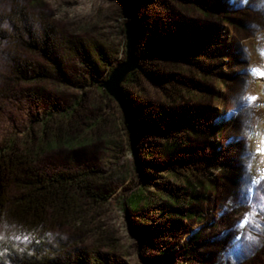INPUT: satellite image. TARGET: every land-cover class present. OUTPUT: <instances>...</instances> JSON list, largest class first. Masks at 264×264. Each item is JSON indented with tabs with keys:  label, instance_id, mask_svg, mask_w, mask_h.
Instances as JSON below:
<instances>
[{
	"label": "rangeland",
	"instance_id": "374dc122",
	"mask_svg": "<svg viewBox=\"0 0 264 264\" xmlns=\"http://www.w3.org/2000/svg\"><path fill=\"white\" fill-rule=\"evenodd\" d=\"M25 3L34 36L16 55L0 46V153L79 102L35 170L97 169L109 197L82 230L52 229L60 264H264V0ZM127 23L141 57L122 83L128 113L105 87L127 59ZM48 27L51 46L26 45ZM16 231L2 224L0 240L26 243Z\"/></svg>",
	"mask_w": 264,
	"mask_h": 264
},
{
	"label": "trees",
	"instance_id": "16d2710c",
	"mask_svg": "<svg viewBox=\"0 0 264 264\" xmlns=\"http://www.w3.org/2000/svg\"><path fill=\"white\" fill-rule=\"evenodd\" d=\"M7 1L11 5L5 13L1 9L3 0H0V46L8 45L13 48V55H16L17 44L24 41L27 35L34 36L37 22L25 0ZM53 35L52 27L45 28L41 46L37 41L26 45L47 48L52 45ZM134 74L135 72L131 73L127 79H132ZM43 76L44 74H37V77ZM78 104L79 102L61 111L60 120L56 119L59 122L54 123L55 129L51 125V121L55 120L54 114L48 113L41 123L42 135L35 132L33 138L11 137L1 150L0 226L8 225L12 230H17V233L25 235L27 241L10 243L9 240H0V264H60V259L65 258L66 253L61 244L51 239V231L55 225L72 218L82 230L86 226L87 214L109 199L100 187L101 172L97 169L53 175L35 170L40 157L56 147L53 143L59 145L58 139H65H60L62 130L66 121L73 120ZM94 124L97 126L99 121ZM52 136L53 142L50 141ZM69 142L74 145L81 144L84 140ZM142 200L141 195H135L129 199L128 204L137 208Z\"/></svg>",
	"mask_w": 264,
	"mask_h": 264
},
{
	"label": "water",
	"instance_id": "95a60500",
	"mask_svg": "<svg viewBox=\"0 0 264 264\" xmlns=\"http://www.w3.org/2000/svg\"><path fill=\"white\" fill-rule=\"evenodd\" d=\"M127 35H128V45H127V59L122 62L118 67H116L109 80L105 83V87L110 93V95L127 111V100L123 92L122 83L131 73H134L137 69H140L141 57L137 54L136 48V36L137 33L134 29L133 23H127ZM127 122L129 123V128L133 131V125L127 114Z\"/></svg>",
	"mask_w": 264,
	"mask_h": 264
},
{
	"label": "snow or ice",
	"instance_id": "6c2138e0",
	"mask_svg": "<svg viewBox=\"0 0 264 264\" xmlns=\"http://www.w3.org/2000/svg\"><path fill=\"white\" fill-rule=\"evenodd\" d=\"M244 2L246 3L247 0H244ZM248 238H249V239H253V237H251V236H249ZM234 243L236 244V248L239 249V247H240V245H239V241L236 240V241H234ZM233 264H236V262H235V257H233Z\"/></svg>",
	"mask_w": 264,
	"mask_h": 264
}]
</instances>
